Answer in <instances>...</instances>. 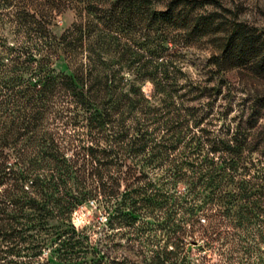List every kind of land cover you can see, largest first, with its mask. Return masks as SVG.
Returning a JSON list of instances; mask_svg holds the SVG:
<instances>
[{
	"label": "trees",
	"instance_id": "16d2710c",
	"mask_svg": "<svg viewBox=\"0 0 264 264\" xmlns=\"http://www.w3.org/2000/svg\"><path fill=\"white\" fill-rule=\"evenodd\" d=\"M262 118L264 27L220 0H0V264H264Z\"/></svg>",
	"mask_w": 264,
	"mask_h": 264
},
{
	"label": "rangeland",
	"instance_id": "374dc122",
	"mask_svg": "<svg viewBox=\"0 0 264 264\" xmlns=\"http://www.w3.org/2000/svg\"><path fill=\"white\" fill-rule=\"evenodd\" d=\"M233 12L237 13V16L241 20H245L252 25L264 27V0H220ZM164 3L159 4V8L163 7ZM76 13L73 10H67L57 18L56 25L54 26V32L61 34L64 30L69 28L76 21ZM187 54H192V57H199L204 54H208L205 50L200 47L190 48ZM58 69H65V66L58 62L56 64ZM193 75L196 77L198 74H203L202 66L191 67ZM240 85L235 84V87ZM144 90L148 95H151L153 87L149 82L144 84ZM235 88H233L234 90ZM235 99L241 102L245 96L243 93H237ZM230 100V99H229ZM220 102L218 104H222ZM229 104V103H228ZM234 104V103H233ZM235 105V104H234ZM219 106V105H218ZM234 108H238L236 105ZM239 111H232L229 118L236 115ZM261 124L264 125V118L261 119ZM260 153L257 151L256 156ZM179 189H183L184 185L180 184ZM110 213L104 210L96 200H88L79 204L72 213V223L77 230L85 232L89 235L90 241L97 245L101 250L106 253L115 255H126L132 258L135 256V250L137 246L127 242V235L118 233L117 229L110 227ZM148 228H154L157 226L156 221L153 218H148ZM106 236L110 237L104 239ZM114 238V240L112 238ZM115 243V244H113Z\"/></svg>",
	"mask_w": 264,
	"mask_h": 264
}]
</instances>
